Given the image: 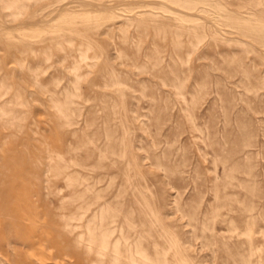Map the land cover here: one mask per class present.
<instances>
[{
    "label": "rangeland",
    "instance_id": "obj_1",
    "mask_svg": "<svg viewBox=\"0 0 264 264\" xmlns=\"http://www.w3.org/2000/svg\"><path fill=\"white\" fill-rule=\"evenodd\" d=\"M0 264H264V0H0Z\"/></svg>",
    "mask_w": 264,
    "mask_h": 264
}]
</instances>
